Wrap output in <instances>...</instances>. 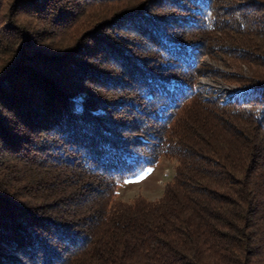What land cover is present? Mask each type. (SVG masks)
<instances>
[{
  "label": "trees",
  "instance_id": "obj_1",
  "mask_svg": "<svg viewBox=\"0 0 264 264\" xmlns=\"http://www.w3.org/2000/svg\"><path fill=\"white\" fill-rule=\"evenodd\" d=\"M0 264H264V0H0Z\"/></svg>",
  "mask_w": 264,
  "mask_h": 264
},
{
  "label": "rangeland",
  "instance_id": "obj_2",
  "mask_svg": "<svg viewBox=\"0 0 264 264\" xmlns=\"http://www.w3.org/2000/svg\"><path fill=\"white\" fill-rule=\"evenodd\" d=\"M228 1L231 2L232 5H237L239 2L241 3L242 0ZM203 61L206 68L209 69L223 71L224 73L229 74L246 76L250 74V71L245 65L232 59L218 57L216 60H213L208 56L205 57ZM233 79L226 80L218 77L202 78L200 80L201 84H198V90L202 92L210 90L216 96H224L223 102H227L233 99L239 92V90L235 88L237 81L235 82ZM72 106L75 108L77 104L72 102ZM176 166V159L172 157H162L156 166L146 168L138 175L121 184L117 191V199L126 203H132L139 197H143L151 202L158 201L164 194L165 186L172 181ZM141 177H143V179H141Z\"/></svg>",
  "mask_w": 264,
  "mask_h": 264
},
{
  "label": "water",
  "instance_id": "obj_3",
  "mask_svg": "<svg viewBox=\"0 0 264 264\" xmlns=\"http://www.w3.org/2000/svg\"><path fill=\"white\" fill-rule=\"evenodd\" d=\"M200 82H201V81H199V83H200ZM199 83H198V84H199ZM200 84H201V83H200Z\"/></svg>",
  "mask_w": 264,
  "mask_h": 264
},
{
  "label": "snow or ice",
  "instance_id": "obj_4",
  "mask_svg": "<svg viewBox=\"0 0 264 264\" xmlns=\"http://www.w3.org/2000/svg\"><path fill=\"white\" fill-rule=\"evenodd\" d=\"M141 179H143V177H141Z\"/></svg>",
  "mask_w": 264,
  "mask_h": 264
}]
</instances>
